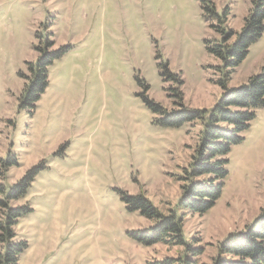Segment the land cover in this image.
<instances>
[{
  "label": "rangeland",
  "instance_id": "rangeland-1",
  "mask_svg": "<svg viewBox=\"0 0 264 264\" xmlns=\"http://www.w3.org/2000/svg\"><path fill=\"white\" fill-rule=\"evenodd\" d=\"M214 2L222 23L207 18L199 0H0V185L10 189L45 165L27 195L10 204L34 210L16 227L17 240L29 245L19 264H150L186 257L185 247L132 239V232L155 222L129 212L121 193L143 195L165 215L185 213V234L204 251L197 264H213L219 243L261 214L264 108L228 156L221 198L201 216L179 203L203 125L158 126L142 97L171 112L179 108L173 97L179 89L186 107L211 111L228 71V89L260 74L264 34L234 68L208 50V43L222 40L214 26L242 30L251 0ZM38 34L49 36L54 49H71L49 67V86L31 114L20 99L28 63L39 58ZM10 155L16 165L7 164Z\"/></svg>",
  "mask_w": 264,
  "mask_h": 264
},
{
  "label": "trees",
  "instance_id": "trees-1",
  "mask_svg": "<svg viewBox=\"0 0 264 264\" xmlns=\"http://www.w3.org/2000/svg\"><path fill=\"white\" fill-rule=\"evenodd\" d=\"M199 1L207 18H218L221 21L214 0ZM228 11L229 8L223 14L224 18ZM214 28L222 33V40L219 44L208 43L209 52L218 57L225 68L237 67L248 56L250 47L264 34V0H251L249 15L240 32L226 30L224 27ZM37 39L41 44L37 47L39 58L35 63H28L30 75L26 79L29 83L20 99V107L31 114L49 86V67L71 49H54L56 43L50 40L49 36L44 38L38 34ZM231 71H228L225 80L220 82L225 92L211 111L186 107L183 103L184 94L179 89L173 96L179 99V108L171 112L148 96L142 95L148 108L156 115L155 124L158 126L179 128L186 123L197 121L203 125L200 144L189 170L188 184L183 188L179 203L181 210L191 214L203 216L217 204L229 176L228 156L235 145L244 141L243 133L250 127L257 110L264 108V67L260 74L252 76L247 84L235 89L227 87ZM168 73L170 74L169 70ZM170 77L179 76L170 74ZM178 81L180 85L184 84L179 78ZM7 164L16 165L17 159L10 155ZM44 167V164H40L32 168L10 189L0 185V264H19L21 256L29 248L26 241L17 240L16 227L22 217L34 210L29 205L12 207L10 204L27 195ZM121 194L129 212L140 211L143 217L155 222L149 229L132 232V239L144 246L166 244L186 248L187 254L183 259H169L162 263L150 264H197L196 258L204 251L203 248L193 247L185 234V213L172 211L165 215L143 195ZM194 241L200 239L194 238ZM213 264H264V209L245 230L231 233L219 243L218 255L213 259Z\"/></svg>",
  "mask_w": 264,
  "mask_h": 264
}]
</instances>
